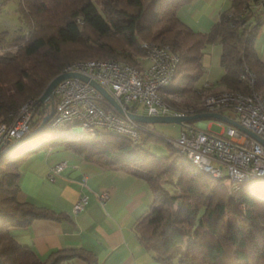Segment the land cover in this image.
I'll return each instance as SVG.
<instances>
[{
  "label": "trees",
  "instance_id": "obj_1",
  "mask_svg": "<svg viewBox=\"0 0 264 264\" xmlns=\"http://www.w3.org/2000/svg\"><path fill=\"white\" fill-rule=\"evenodd\" d=\"M18 1L20 25L16 31L20 33L10 36L8 30L0 31V122H15L22 106L34 101L28 134L50 111L40 101L48 84L87 51L102 57L100 60L124 61L141 68L146 60L143 42L171 47L180 62L172 83L161 90L164 100L171 92L196 90L187 85H194L204 75V50L220 43L224 73L219 83L223 88L248 91L243 74L249 68L256 76L257 90L264 89V60L256 49L264 26V0H231L230 8L220 14L209 32L195 31L178 16L179 9L192 0ZM78 44L86 49L83 56L65 50ZM203 112L202 106L187 111L188 115ZM143 127L135 141L110 131L82 136L71 133L69 124L53 128L46 123L3 156L0 264H60L75 257L99 264L94 256L77 248L54 251L42 262L31 248L17 244L9 234L10 227L53 217L49 209L21 202L17 195L24 158L41 147L57 146L103 168L131 172L149 184L153 202L135 229L141 244L160 263L264 264V180L248 181L225 192L223 178L192 165L172 144L151 133L158 130V123H143ZM27 143L31 145L23 149ZM162 143L167 146L163 155L147 149L148 144Z\"/></svg>",
  "mask_w": 264,
  "mask_h": 264
},
{
  "label": "built area",
  "instance_id": "obj_2",
  "mask_svg": "<svg viewBox=\"0 0 264 264\" xmlns=\"http://www.w3.org/2000/svg\"><path fill=\"white\" fill-rule=\"evenodd\" d=\"M142 47L149 65L144 64L141 68L109 59L81 60L66 66L62 73L78 76L67 77L56 86L54 111L47 123L53 128L69 124L74 132L85 136L110 131L137 141L143 123L129 117L127 112L139 114L141 109L149 116L188 115L187 111L175 110L161 97V90L175 78L179 55L167 45L143 42ZM243 79L248 81V91L225 90L207 95L201 106L206 112H218L235 120L264 139V89L257 90L256 76L249 68ZM91 81L105 88L124 113L117 111ZM34 103L30 101L22 106L15 122L0 124V152L28 135ZM227 124L228 128L220 133L212 132L210 127L197 129L183 124L180 134L167 140L192 165L214 177L228 178L234 190L245 182L264 180V145L237 126ZM154 132L157 133L151 131ZM65 166V162L55 165L49 178L53 180ZM100 198L106 200L109 194L101 193ZM88 203V196H81L73 209L80 212Z\"/></svg>",
  "mask_w": 264,
  "mask_h": 264
},
{
  "label": "crops",
  "instance_id": "obj_3",
  "mask_svg": "<svg viewBox=\"0 0 264 264\" xmlns=\"http://www.w3.org/2000/svg\"><path fill=\"white\" fill-rule=\"evenodd\" d=\"M230 5L231 0H192L179 9L178 16L195 31L209 32ZM213 45L209 53L207 48ZM207 48L202 55L205 78L201 85H207V91H219L224 89L219 83L224 73L222 45L215 43ZM256 49L264 60V26ZM206 54H210L211 65L223 70L213 80L203 64ZM187 124L197 129L212 126V123ZM158 128L175 137L184 126L158 123ZM46 151V154L35 151L22 161L17 197L21 202L49 209L53 217L36 218L29 225L10 227L9 234L17 244L31 248L42 262L54 251L77 248L94 256L99 264H162L141 244L135 229V223L153 202L152 190L145 180L123 169L103 168L63 146L46 147ZM62 162L65 168L51 180V169ZM104 192L109 194L106 200L100 198ZM81 196H88L89 203L84 210L75 212L74 204ZM60 264L88 262L75 257Z\"/></svg>",
  "mask_w": 264,
  "mask_h": 264
},
{
  "label": "rangeland",
  "instance_id": "obj_4",
  "mask_svg": "<svg viewBox=\"0 0 264 264\" xmlns=\"http://www.w3.org/2000/svg\"><path fill=\"white\" fill-rule=\"evenodd\" d=\"M18 7H19V1L18 0H0V31L8 30L10 36L17 35L20 33V32L17 33V31H16L20 25ZM23 32H25V31H23ZM147 42H150V41H147ZM94 44H96L95 41H94ZM213 47H214V45L208 47L207 51L208 52L211 51ZM215 47H217V46H215ZM67 49L69 50L68 52L70 53V55L73 53H76V54H81L83 56L84 53L86 52V49H84L82 47V45H80V44L69 45L65 48V50H67ZM89 53H91V52L87 51V53L84 57H81L77 60H74V61L70 62L68 65H70L74 62H77V61H81V60H91V59L95 60V59H101L102 58L100 56L88 55ZM209 56H210V54L205 55V57L203 59V64H204V66L208 67L207 71L209 70V77L213 80L216 77L220 76L223 73V70L218 65H214V66L211 65ZM145 65H149V62L147 61L145 63ZM204 78L205 77L203 76L194 85L193 84L187 85L190 87L192 86V88L194 87V89H196L192 92L191 91L183 92L181 90H178L177 92H171V93L166 94L164 96L165 103L170 105L175 110L188 111L191 109H195L196 107H200L202 105V101H203V98L205 96L225 91V89H221L219 91H207V89H208L207 85H201L204 82L203 81ZM142 111L143 110L140 109L139 114H142ZM221 121L222 122H220L219 120H216V119H203V120L196 122V125H198L199 123H202V124H211L212 123L210 130L212 132H215V133H220L223 131V129L228 128L227 122H225L223 120H221ZM1 123L2 122H0V124ZM153 130L157 131L156 138H160L164 141H167L168 143H169V141L167 140V138L173 140L174 138H176L178 136L177 135L175 137H172V136L164 133L162 130H159V128H158V130H156V129H153ZM72 132L75 134H78V135L85 136L82 133L74 132L73 128L71 129V133ZM37 138L40 139L39 137H37ZM164 144L165 143H162V145L148 144L147 149L157 153L158 155H163L167 151V146ZM30 145H31V143L25 144L23 149H26ZM169 145H171V143H169ZM37 152H39V153L43 152L44 154H46V152H47L46 147L39 148L37 150ZM222 185L224 186L223 188L225 189V192H231V190L232 191L234 190L232 187V183L228 178H223Z\"/></svg>",
  "mask_w": 264,
  "mask_h": 264
},
{
  "label": "water",
  "instance_id": "obj_5",
  "mask_svg": "<svg viewBox=\"0 0 264 264\" xmlns=\"http://www.w3.org/2000/svg\"><path fill=\"white\" fill-rule=\"evenodd\" d=\"M72 76H78V74L74 73H61L57 75L55 78L51 80V82L48 84L47 88L43 92V94L40 97V101L42 103H45L47 107H49L50 111L46 115V117L43 119L41 125L32 133L26 135L25 137L15 141L8 147H6L4 150L0 152V159L5 156L7 153L13 152L19 145L23 144L26 140H28L31 136L35 135L40 129H42L46 123L49 121L51 115L54 111V91L56 86L65 78L72 77ZM84 80H88L87 77L81 76ZM91 83L105 96V98L115 107L117 111L120 113H124L123 109L120 107V105L117 103V101L108 93V91L103 88L99 83L96 81H91ZM127 115L131 117L132 119L142 122V123H176V124H187L193 121H200L203 119H218L223 120L227 123L233 124L237 126L239 129L244 131L245 133L249 134L251 137L255 138L259 142H261L264 145V139L258 136L256 133L252 132L251 130L247 129L246 127L242 126L241 124L237 123L235 120L221 114L218 112H203L198 114H189L184 116H176V115H158V116H149L146 114H136L127 112Z\"/></svg>",
  "mask_w": 264,
  "mask_h": 264
},
{
  "label": "clouds",
  "instance_id": "obj_6",
  "mask_svg": "<svg viewBox=\"0 0 264 264\" xmlns=\"http://www.w3.org/2000/svg\"><path fill=\"white\" fill-rule=\"evenodd\" d=\"M217 120V119H216Z\"/></svg>",
  "mask_w": 264,
  "mask_h": 264
}]
</instances>
